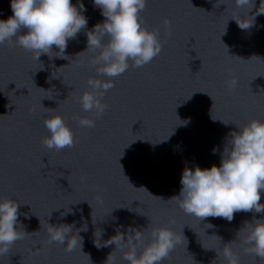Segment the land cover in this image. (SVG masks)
<instances>
[{
  "label": "water",
  "instance_id": "water-1",
  "mask_svg": "<svg viewBox=\"0 0 264 264\" xmlns=\"http://www.w3.org/2000/svg\"><path fill=\"white\" fill-rule=\"evenodd\" d=\"M222 2L148 0L141 21L159 29L163 49L113 78L103 97L108 109L94 128L80 126L79 119L95 116L79 98L90 78L108 77L92 66L98 50L77 56L87 49L86 32L105 19L92 0H83L88 25L69 40L68 59L55 56V45L51 57L37 60L14 42L0 44V200L21 203L18 219L27 232L0 255V264H105L115 245L98 248L95 240L110 239L121 225L122 231L148 227L146 235L167 227L179 235L163 264H226L223 244L233 240L240 264H264L245 251L247 229L238 236L245 221L264 213L200 220L171 199L186 167L220 164L236 124L264 121V14L241 29L234 19L247 17L248 9ZM10 4L0 0V19L13 14ZM259 6L256 0L249 14ZM233 79L237 85L229 87ZM57 114L75 133V144L60 151L43 144L50 134L44 119ZM49 223L75 224L74 233L85 225L82 250L48 243ZM113 257L125 264L119 251Z\"/></svg>",
  "mask_w": 264,
  "mask_h": 264
},
{
  "label": "clouds",
  "instance_id": "clouds-1",
  "mask_svg": "<svg viewBox=\"0 0 264 264\" xmlns=\"http://www.w3.org/2000/svg\"><path fill=\"white\" fill-rule=\"evenodd\" d=\"M92 2L105 19L86 32L87 49L77 56L90 49L98 50L92 66L99 75L108 79L90 78L89 90L79 98L83 110L95 116V119H79L80 126L85 128H94L96 120L108 109L103 97L115 86L113 78L124 74L130 67H142L150 63L163 49L159 29L149 30L141 21L140 13L146 9L148 0ZM232 2L237 8L248 9L247 17L234 19L241 29H249L255 24L256 17L264 14V0H260L258 10L251 15L249 13L255 7L256 0ZM217 4L225 3L217 0ZM10 6L13 14L6 20L0 19V44L14 42L32 52L37 60L42 54L50 56L53 45L59 49L55 56L68 59L66 49L69 40L75 39L88 25L83 0H77L76 4L73 0H11ZM164 24L170 27L171 21L165 19ZM22 29L26 30L23 34ZM236 85L235 79L229 82V87ZM183 122L187 124L189 121ZM44 126L50 133L43 140L48 149L60 151L75 144V133L61 115L45 118ZM236 126L239 130L229 134L219 165L213 164L210 168L197 165L194 169L186 167L183 170L180 193L171 199L177 200L186 214L200 220L220 217L231 222L237 212L264 213V203H261L264 194V121L254 119L243 127ZM217 151L218 148L214 147L213 154ZM20 205L14 199L0 200V255L8 252L9 246L27 233L25 230L21 232L24 226L18 219L21 215ZM24 215L27 217L28 214ZM74 227L75 224L49 223L48 243L63 244L69 252L77 246L82 250L83 237L80 231H86L87 227L85 229L84 225L75 233ZM123 227L117 226L116 234L103 243L95 240L98 248L115 245L105 264H115L113 253L116 251L122 254L125 264H163L181 242L180 236L167 227L153 228L147 235L148 227L141 229L128 226L127 231H122ZM245 229L247 236L242 241L247 246L245 251L264 260V216L257 218L254 215L251 221H245L238 236ZM234 242L223 244L222 255L226 264H240L239 255L233 250ZM217 254L219 256L221 253Z\"/></svg>",
  "mask_w": 264,
  "mask_h": 264
},
{
  "label": "snow or ice",
  "instance_id": "snow-or-ice-1",
  "mask_svg": "<svg viewBox=\"0 0 264 264\" xmlns=\"http://www.w3.org/2000/svg\"><path fill=\"white\" fill-rule=\"evenodd\" d=\"M167 259V258H166Z\"/></svg>",
  "mask_w": 264,
  "mask_h": 264
}]
</instances>
